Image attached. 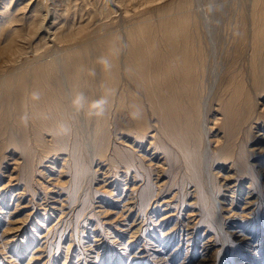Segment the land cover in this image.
Instances as JSON below:
<instances>
[{"label": "bare ground", "instance_id": "obj_1", "mask_svg": "<svg viewBox=\"0 0 264 264\" xmlns=\"http://www.w3.org/2000/svg\"><path fill=\"white\" fill-rule=\"evenodd\" d=\"M207 1L3 2L0 166L9 164V175L0 186L2 198L15 196V208L26 195H31L28 201L33 199L30 183L44 167H54L42 165L53 158L71 181L63 198L57 193L52 200L80 201V207H74L78 216L93 202L89 184L97 175L110 178L104 184L123 180L124 196L117 201L127 215L135 211L127 224V230L135 227L129 234L135 249L127 252L130 238L121 242L125 249L119 251V263L123 253L126 264H220L227 247L246 239L248 250L257 255L253 240L260 241L263 234L254 227L261 222L264 201L253 192L264 184V158L249 162L254 154L248 150L264 151V0L238 6L233 21L223 20L232 33L220 40L219 26L212 20L221 4ZM77 97H82L79 106L74 103ZM100 100L105 101L104 115H89L98 110L91 105ZM5 149L13 150L6 154ZM220 168L231 171L222 173V182L215 179ZM172 172L181 182L180 195L177 190L160 203L157 198L168 189ZM232 174L236 179L229 184ZM244 180L247 185H238ZM222 186L231 190V204L236 188L246 189L236 198L245 203L240 222L250 223L248 230L225 219L224 197H218ZM44 192L41 202L48 195ZM43 204L46 214L48 202ZM185 204L192 205L186 215ZM167 206L169 211L161 214ZM157 211L161 215L154 217ZM226 213L239 215L235 210ZM10 223L4 232L20 229ZM199 227L203 231L198 235ZM236 232L233 241L230 235ZM14 237L3 242L2 249ZM100 242L89 243L88 249L93 252ZM189 253L194 258L186 260ZM249 261L245 264H264L256 258Z\"/></svg>", "mask_w": 264, "mask_h": 264}, {"label": "rangeland", "instance_id": "obj_2", "mask_svg": "<svg viewBox=\"0 0 264 264\" xmlns=\"http://www.w3.org/2000/svg\"><path fill=\"white\" fill-rule=\"evenodd\" d=\"M5 1H9V0H2V1L0 0V8L1 7L3 8V6H4L3 4H5L3 2H5ZM21 1L26 2L27 0H20V2ZM48 2L51 3L52 0H50V1L46 0V4ZM207 2H208L207 4H210V5L213 2V4H212L213 6H215V5L219 6L221 4L220 8L217 9L218 12H215L217 14H214L216 16H213V20H212L213 21L212 24H216V27L219 26L217 29L222 31L221 32L222 35L220 34V31H218L219 32V40H220L227 34V32L229 34L232 33V28L231 27L229 28V25H227V26L224 25V23H225L224 21H228L229 19H231V21H233L235 19L234 17L237 16V15H235V13L237 12L238 6L241 7L242 5L247 4L248 0L247 1L246 0H208ZM22 4H23V2H22ZM15 7L16 6H13V8H15ZM92 7L93 6L90 7L91 10L93 9ZM223 8H224V10H223ZM239 9H238V12H239ZM221 10H223L222 13H221ZM238 12L236 14H239ZM94 14H96V12H94ZM215 17L217 18V20ZM219 18H220V20H219ZM231 24H232V22H231ZM74 25L76 26V24H74ZM222 27H223V30H222ZM223 32H224V34H223ZM261 146H264V143L261 144ZM248 149H250L249 146H248ZM12 150L7 149V151H6V149H5V152L7 154V153L12 152ZM257 151H258V149H257ZM248 153L254 154L252 156H249V162L253 161V160L255 162L258 157L260 158V156L264 158V156H262V154H264V151H261V153L255 154V153H253V150H248ZM59 156H60V154H59ZM58 159H60V158H58ZM9 161L12 162L11 159H9ZM53 164H54V167L53 168L50 167ZM42 165H44V166L46 165V167H50L52 169L48 170L44 167L41 172H39V173L37 172L35 174V176L33 177L32 181L30 183L31 188H33V190H30V193H32L34 196L33 199L28 201L27 198L31 197V195L28 194V195H26V199L24 198L22 200H20V199L18 200V202H20V204L18 205L17 208H15V203L17 202V200L15 199V196L12 195V197L10 198L11 193H8V195L5 196V198H2V195H0V258L3 257L1 259V263L2 264H62V263H64V264H75L78 262V264H83V262L85 261V262H87L85 264H111L110 260L111 261L115 260V261H117L116 264H126V262L128 260V256L124 255L123 253H122V255L124 256L123 260L121 261V263L118 262L119 255H120L119 251L121 252V251H124V249H125L124 247H122V245H124V244L123 243L121 244V242H125L126 239H128V238H130L129 241H131V239H132L131 237H129V234L131 233V231L134 230L135 227H132L130 230H127V224L132 222L134 215H135V211H133L132 213L130 212L127 215L128 211H125V212H123V210L121 211V207H122L121 202H118L119 200L117 201L118 196H120V195L124 196V193H122V190H121L124 186V182H122L123 180H119L117 182L112 181V182H108L107 184H104L110 178H106V180H102L101 179L102 176L97 175V177L92 182H90V184H89L92 187V190H91L89 196L93 202L90 205V207H87V209L83 211V213H84V214H82L83 216L82 215L78 216L75 212L74 207H76V209L78 207H80L79 206L80 201L78 203V200L76 202H71L70 200L68 202H65L64 200H61V203H63L61 205L60 202H57L59 200H56V202H55V200H52V198H53L52 196H54L57 193L62 194L61 198H60V199H62L63 196L68 191L69 182L71 181L69 179L70 175L67 174L68 171L64 168H61L60 171H58L60 166H61V162L60 161H54V163H53V158H50L49 160L43 162ZM8 166H9V164H5V163L1 164V166H0L1 167V169H0L1 170L0 171V181H1L0 186H1V184L2 185L7 184L6 183V181L8 180L7 175H9V171L7 172ZM226 170H227V168H225V169L220 168V170H219L220 176L218 178L216 177L215 179L217 181L219 180V182H222L223 179L222 180H220V179L222 178V175L224 174V172ZM57 172H58V175H57ZM47 173H50L49 177H52V176L53 177L51 179H49L47 176H45ZM172 173L169 174L168 180H170L171 182L173 181V179H175V180L172 183L170 182L171 185L168 181V184H169V186L167 185L168 189H166V191L163 192V194L157 198L158 202H160V203L162 200H164V198H169L173 192H175L177 190L179 191V188H181V182H179L178 179H176L175 174L174 173L172 174ZM225 174H231V171L230 172L226 171ZM55 176H56V178H55ZM57 176L59 178H57ZM232 176L233 177L231 178L229 184H233L235 182V179H236L235 174H232ZM244 178H248V176H246ZM56 179L58 180V182H55ZM238 180H241V178H238ZM261 180H263V179H261ZM12 182H15V181L13 180ZM243 183L247 185L246 180L242 181L238 185L241 186V185H243ZM11 184L13 186V183H11ZM238 185L236 187L239 188L240 186H238ZM45 186H47V187H45ZM238 188H236V191L234 194L235 198H234V201L232 204L230 203V198L227 197V195H229L231 193V190L227 191L226 188H224V186H222L220 188V193L218 194V197H220V198L224 197V202L221 203V205L223 206V209H224L222 213L226 214L225 216H227L225 219L226 220L227 219L232 220V225H234L235 228L239 229V228H241V227L243 228L245 226V228L248 230L249 228H251L250 223L248 224L246 222L244 224V223L240 222L241 217L242 218L244 217L242 212H241L240 207H245V203L241 202L239 199L236 198L237 196H239V194H240V197H243L245 195L246 189L245 188L243 189L244 192H239ZM43 192H44V196L46 195V193H48V195L45 196V201L48 202V205H47L48 211L46 212V214L43 213V211H44L42 208L43 206H41V205H44L43 203L45 201L41 202V200H40L41 196L43 195ZM103 192L105 193V195ZM177 193H178L177 197H179L180 191ZM253 194H255L254 196L258 195L259 201H261V200L264 201V184L261 185V187L256 188L255 191L253 192ZM58 196L59 195H56L54 198L56 199V198H58ZM122 196H121V198H122ZM103 197H105V198H103ZM251 198H253V197H251ZM2 199H3V202H2ZM100 199H104L105 203L102 202L103 200H100ZM184 199L186 200V202H189V200H190L189 196L186 194L184 195ZM36 201H37V203H36ZM38 202H41V203H38ZM33 205H36L37 207L35 206L33 208ZM51 206H53V207L55 206V207L51 208ZM152 206H154V205H152ZM163 206L164 205L162 204L161 207H163ZM191 207H192L191 204H185L184 208L182 209V211H183L182 213H184L186 215V212H188V210ZM249 207L252 208L253 206H249ZM103 208H109V209L106 212L98 214L99 210H102ZM250 208L246 209L245 211L249 210ZM61 209L64 210V212H61L62 211ZM150 209H148V211H150ZM230 210H232V211L235 210V213H238L239 215L228 216L226 212L227 211L229 212ZM260 210L261 211H259V217H258L259 219L258 220L261 222H260V224L255 223L254 228H255V230L257 229L258 233L263 234V235L260 236V238H261L260 241H256L255 239L253 240V242L257 243V245H258V250H259L258 254L256 255V254L252 253V251L248 250L249 247L247 246L248 244H247V241H246L247 239H246V240H243V243L239 246L236 245V246H233L232 248L227 247V249L222 254L223 260H222V262H220V264L221 263L222 264H245L247 262H250L249 261L250 258H252V259L256 258L259 262L264 263V255H263L264 254V203H263V207ZM92 211L95 213H93ZM168 211H169V208L167 206V208L164 209V211L161 212V214L164 212H168ZM26 213H30V215H29V218H27V220H24ZM89 213H91V214H89ZM121 213H123V214L121 215ZM158 213H159V211H157V213H156V215H154V217H157V215L158 216L161 215ZM14 220H15V222H14ZM10 222L14 223V225H16V224L20 225V229L15 230V231L10 230L11 232H7V231L4 232L3 231L4 228ZM95 222H98L97 226H93V224H95ZM152 226L153 225L151 224L150 227H152ZM81 228H82V230H81ZM102 229H103V231H102ZM202 231H203L202 227H199L198 228V235L201 234ZM101 232H102V234H101ZM13 234L15 235L16 238L14 237L13 240H11L9 243L5 244V249H2V248H4L3 242H5L7 239H9L10 236H12ZM44 234L46 237L42 236ZM140 234H141V232H140ZM140 234H136V235H140ZM237 234H239V233H237V232L235 234L232 233L230 235V238L233 241H237V238H236ZM30 235H31L33 240L29 239ZM78 236H79V238H78ZM95 238L96 239L100 238V239L93 241ZM23 239L24 240L26 239V241H24ZM29 240H30V242L32 241V243H28ZM58 241H59V247L57 246ZM96 241L97 242L101 241L100 242L101 247L96 248V250L94 249L95 251L93 250V252H92L90 250L91 248L88 249V245H89V243L94 244V242L96 243ZM78 242H80V243H78ZM85 243H87V244H85ZM142 243H143V241H142ZM81 244H83L84 246ZM104 244L106 246L103 249ZM132 244L134 245V241H131V243L129 244V246L131 245V248H130V250H127V252L133 251L135 249V248H133ZM219 245H221V242H219V243L217 242V246H219ZM10 246H11V248H10ZM80 249L83 251H81ZM87 249L89 252L87 251ZM87 252L89 253L88 255H87ZM77 253H79V255H77ZM96 253H99V254H96ZM14 254H16V255H14ZM31 254H33V256L31 259H29V256ZM95 254L99 255V256H97L98 258H96V257L94 258ZM190 254L191 253L188 254L189 257L186 260H188L189 258H191V259L194 258L193 253H192L193 257H191ZM211 254L213 255V253H211ZM84 255H85V257H84ZM186 256H187V254H186ZM178 260L179 259H176V262H178Z\"/></svg>", "mask_w": 264, "mask_h": 264}, {"label": "clouds", "instance_id": "obj_3", "mask_svg": "<svg viewBox=\"0 0 264 264\" xmlns=\"http://www.w3.org/2000/svg\"><path fill=\"white\" fill-rule=\"evenodd\" d=\"M34 98H38V96H35L34 95ZM82 100V97H77L76 101H74V103H76L78 106L80 104V101ZM105 103L104 100H100L96 103H93L91 105L92 109L94 110H97V111H92L89 113V115H94V116H97V117H100V116H103L104 115V109H103V104ZM26 119V117H25Z\"/></svg>", "mask_w": 264, "mask_h": 264}]
</instances>
